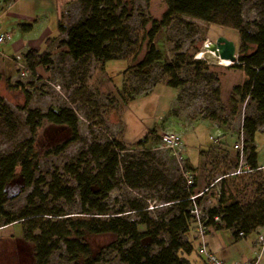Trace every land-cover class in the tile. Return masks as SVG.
<instances>
[{
  "label": "rangeland",
  "instance_id": "obj_1",
  "mask_svg": "<svg viewBox=\"0 0 264 264\" xmlns=\"http://www.w3.org/2000/svg\"><path fill=\"white\" fill-rule=\"evenodd\" d=\"M125 3V23L135 43L125 46L116 59L106 63L93 57L75 61L65 48L59 47V40L65 36H60L58 32L54 37L55 42L47 44L45 49L50 51L53 61L49 70L40 66L36 74L20 70L16 56L23 55V52H16L12 46L13 40L26 32L22 30V24H33V21L19 19L13 13L27 15L35 6L29 8L25 2H13L11 8L5 6L0 11L3 29L10 31L13 37L0 45V156L23 149L31 137L26 124L27 109L47 113L65 108L72 110L78 118L76 140H70L73 134L67 125H57L47 119L42 121L34 148L39 163L36 172V179L40 181L38 192L44 198L35 197L32 203L29 202L35 186L12 195L11 191L18 185L16 180L21 178L19 168L9 187L6 203V209L11 213L20 215L27 208H42L48 212L46 216L49 218L56 217L58 212L69 213L67 216L72 218H92V215L80 213L78 198L73 204L65 199H54L48 195L49 187L55 179L76 186L71 167L90 165L95 171L97 167L84 151L91 143L113 139H120L127 145L128 155L143 158L142 149L145 148L152 159L171 174H182L188 185L196 175V192H203L200 203L205 211L218 204L223 185L227 196L233 194L244 203L257 195L259 187L264 189V171L243 176L227 175L237 163L235 150L230 154L221 148L226 147L224 144L210 150L212 146L220 145L218 134L225 138V143L228 139L230 143L237 141L243 131V116L258 115L257 105L253 101L237 104L232 101L234 87L244 83L245 72L223 65L211 52H204V45L208 41L225 36L237 44L239 58V31L187 16L173 18L169 26L161 29L156 39L163 59L152 66L150 73L145 74L136 70L146 52L145 46L137 52L138 44L145 31L143 27L149 29L151 20L162 19L167 10L166 0H151L150 3L125 0ZM81 10L82 5L77 0H69L61 13L62 22L70 26L80 17ZM244 18L247 25L255 29L252 23L264 18V0H248L244 5ZM201 52L204 55L199 57ZM179 54H183L184 58L177 75L184 84L176 89L167 84L169 75L164 73L163 67L178 60ZM196 59H202L205 63L196 64ZM232 112L235 113V121L227 125V117ZM167 135L180 137L184 145L181 162L175 149L167 146L164 140ZM146 136L148 140L145 145H139ZM68 140L65 148L58 151ZM255 143L259 164L264 167V125L257 131ZM192 163L197 166L195 171L187 169V166L194 168ZM134 195L148 197L149 192L135 190L120 178L107 204L117 208ZM22 224V221L15 222L0 228V264H37L35 244L24 238ZM193 230L199 233L195 227ZM116 239L111 233H88L82 241L90 246L93 256L100 257L98 264H123L118 251L112 246ZM49 264L83 262L72 260L61 244L52 254Z\"/></svg>",
  "mask_w": 264,
  "mask_h": 264
},
{
  "label": "trees",
  "instance_id": "obj_2",
  "mask_svg": "<svg viewBox=\"0 0 264 264\" xmlns=\"http://www.w3.org/2000/svg\"><path fill=\"white\" fill-rule=\"evenodd\" d=\"M77 1L82 5L80 17L70 26H66L62 20L58 23L59 35L65 36L59 40L58 45L65 48L66 53L75 61L93 57L106 63L116 59L125 46L135 43L125 23V0ZM144 1L150 3L151 0ZM247 1L166 0L167 10L162 19L151 20L149 29H146L147 26L143 27L145 31L137 52L143 46L146 47V52L136 70L150 73L152 66L163 59L156 39L161 29L169 26L173 18L187 16L238 30L241 38L240 55L238 62L229 66L243 70L246 79L243 84L234 87L232 101L237 104L251 100L257 105L258 115L244 118L243 131L248 162L253 167H259L255 135L260 126L264 125V18L253 22L255 29H251L244 18V5ZM22 27L30 31L32 25L22 24ZM55 40L56 38H48L47 44L52 45ZM252 46L254 48L251 51ZM23 57L32 74H36L40 66L49 70L53 62L48 50L29 49ZM177 57L178 60L166 63L163 67L164 73L169 75L167 84L176 89L184 84L177 75L184 55L179 54ZM194 62L200 65L205 63L202 59ZM25 91L29 92L27 89ZM234 114L232 112L228 115L227 125ZM44 119L57 125H67L73 134L70 140L78 138V118L72 110L64 108L42 113L40 110L27 109L26 124L31 137L23 149L0 156V228L22 221L24 238L35 244L37 264H49L52 254L61 244L72 260H82L83 264H98L100 257L93 256L90 246L82 241L88 233L115 235L117 239L112 246L118 251L123 264H191L187 256L193 253L194 245L187 234L194 229L191 197L197 194V176L194 175L192 183L188 185L182 174H171L152 159L145 148L142 149L144 159L128 155V147L120 139L94 142L88 146L84 154L97 169L94 171L90 165L83 164L71 167L70 172L75 176L76 186L63 184L55 179L49 187L48 195H52L54 199H65L73 204L78 198L80 213L92 215V218H72L67 216L69 213L62 212L49 218L46 216L48 212L42 208H27L20 215L8 211L6 203L9 196L6 187L16 178L19 168L24 188L35 186L29 202L32 203L35 197L44 198L38 192L40 181L36 179V172L39 163L34 148L37 131ZM147 140L146 136L144 140H140L139 145L144 146ZM68 143L69 140L58 151ZM236 155L238 161V150ZM187 169L195 171L190 166ZM120 178L135 190L148 191L149 196L134 195L117 208L109 207L107 200ZM226 194L223 185L218 204L210 207L207 217L202 220L205 228L203 235L208 233L210 227L217 230L231 229L236 237L239 232L249 235L254 231L264 230L262 187L258 188L257 195L247 203L238 200L233 194ZM216 216L220 217L219 222L215 220Z\"/></svg>",
  "mask_w": 264,
  "mask_h": 264
},
{
  "label": "crops",
  "instance_id": "obj_3",
  "mask_svg": "<svg viewBox=\"0 0 264 264\" xmlns=\"http://www.w3.org/2000/svg\"><path fill=\"white\" fill-rule=\"evenodd\" d=\"M68 1L69 0H0V11L5 6L11 8L13 2H25L29 8L31 5L35 6V8H32L27 15L13 13V15L17 18L20 17L22 19L24 18L26 20L28 19L33 21L30 32L22 29L27 33L23 32L13 40L12 46L15 51L23 52V54L29 49L44 51L47 47V39L54 38L58 33V23L61 20V13ZM0 28L2 31H8L3 29L1 20ZM218 136L220 138V145H214L210 148V150L216 146L220 148L221 144H224L226 147L224 146L221 148L228 150L230 154H232L235 150L237 154L235 145L238 140L231 141L230 143L228 139L225 143V141H223L225 138H221L220 134H218ZM202 153H204V151ZM187 157L190 160L192 159L188 155ZM258 165L259 167H263L259 164V160ZM193 167L197 169L195 164H193ZM263 171L264 168L261 172ZM257 236L258 231H254L244 237H236L231 229L217 230L210 227L206 235H200L195 230H192L189 235L187 234V238L192 241L194 251L187 257L191 261V264H209L205 257L199 252L201 246L206 245L208 249L214 251L220 258L229 263L251 264L259 255L256 245ZM259 264H264V255H261Z\"/></svg>",
  "mask_w": 264,
  "mask_h": 264
},
{
  "label": "built area",
  "instance_id": "obj_4",
  "mask_svg": "<svg viewBox=\"0 0 264 264\" xmlns=\"http://www.w3.org/2000/svg\"><path fill=\"white\" fill-rule=\"evenodd\" d=\"M12 34L10 31H2L0 28V45L11 41ZM16 62L20 68V70L25 73L28 72L27 63L23 57V55L18 54L16 56ZM245 116L242 119V128ZM234 117H230V123H234ZM211 138H215L211 136ZM165 142L167 143L168 147L175 149V154L177 155L178 161L181 162L183 157L182 153L184 151V145L180 142V137L177 135H167L164 137ZM244 143H245V134L244 131H241L239 139L235 145L236 149L239 151V160L237 161L234 169L229 172L227 175L230 176H243V175H250L261 171L264 167H253L249 162L247 155L244 150ZM226 176V175H225ZM203 195V192L197 193L191 197L193 200V206L191 208V213L194 217V227L199 232L200 235H203L205 232V228L203 226V219L207 217V211L203 208V205L200 203V196ZM215 220L217 222L220 221V217L216 216ZM244 232H239L238 237H244ZM257 249L259 255L251 264H259V260L261 255H264V230L258 232L257 241H256ZM199 252L205 257L206 261L209 264H238V263H229L226 260L220 258L214 251L208 249L206 245L201 246Z\"/></svg>",
  "mask_w": 264,
  "mask_h": 264
},
{
  "label": "water",
  "instance_id": "obj_5",
  "mask_svg": "<svg viewBox=\"0 0 264 264\" xmlns=\"http://www.w3.org/2000/svg\"><path fill=\"white\" fill-rule=\"evenodd\" d=\"M204 49H205L204 52L206 51L211 52L220 61L228 60L231 64L238 62L237 44L233 40L228 39L225 36H219L215 41H208L204 45ZM16 182L18 183V185L15 186L14 191H11L13 192L12 195H17L19 192L22 191V189H24V183L22 178L16 180ZM10 185L11 183H9L6 187L8 191V196H9Z\"/></svg>",
  "mask_w": 264,
  "mask_h": 264
},
{
  "label": "bare ground",
  "instance_id": "obj_6",
  "mask_svg": "<svg viewBox=\"0 0 264 264\" xmlns=\"http://www.w3.org/2000/svg\"><path fill=\"white\" fill-rule=\"evenodd\" d=\"M204 55V52H201L199 54V57H202ZM220 63H222L223 65H231V63L228 60H221Z\"/></svg>",
  "mask_w": 264,
  "mask_h": 264
}]
</instances>
